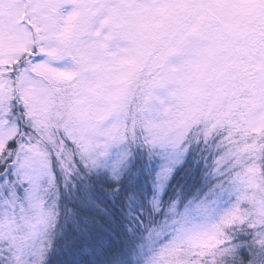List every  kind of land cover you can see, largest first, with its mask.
Returning a JSON list of instances; mask_svg holds the SVG:
<instances>
[{
  "label": "snow or ice",
  "instance_id": "snow-or-ice-1",
  "mask_svg": "<svg viewBox=\"0 0 264 264\" xmlns=\"http://www.w3.org/2000/svg\"><path fill=\"white\" fill-rule=\"evenodd\" d=\"M9 2L0 0V264H45L58 218L73 224L69 248L91 250L89 264H126L104 245L120 224L152 248L142 264L217 232L221 242L189 264H264V135L241 133L264 93V0H14L5 15ZM76 13L69 47L61 32ZM197 145L217 149L216 181L160 199ZM138 154L159 161L156 191L143 202L125 195L118 211L94 193L131 179Z\"/></svg>",
  "mask_w": 264,
  "mask_h": 264
},
{
  "label": "rangeland",
  "instance_id": "rangeland-1",
  "mask_svg": "<svg viewBox=\"0 0 264 264\" xmlns=\"http://www.w3.org/2000/svg\"><path fill=\"white\" fill-rule=\"evenodd\" d=\"M14 2V0H10L8 4H4L2 7V10L4 11L5 15H10L12 14L9 9L11 7V4ZM135 0H129V5L131 3H134ZM51 11H55L52 9ZM24 12L21 10L20 12V18H23ZM79 13L73 14L63 25L61 35L66 41L67 45L69 47H75V42L71 39L72 34L74 29L76 28V21L78 19ZM123 16L129 17V20L127 21L130 23L132 26L140 25V27H144V24L142 23V18L137 17L135 13L125 11L123 13ZM43 19L48 22L46 24V27L51 28L55 24V21L52 20V17L45 14ZM131 63V62H128ZM200 74L203 75V68L200 69ZM262 96H264V93L260 94L257 96V105L260 107V111L255 114L254 116V126L248 127L246 129H242L241 133L242 136H250L252 133H256L258 136L259 135H264V100H262ZM204 148V147H203ZM257 145L255 143V139L252 140L250 144H247L245 146V151L252 153L256 150ZM207 153L205 158L204 155H200V149L199 145L193 146L192 149L185 155L184 159L181 161V163L177 166L176 170L181 166L186 164V162H189L190 164L197 162V165H200V168H204L209 165L210 168L212 167L213 159H214V154L217 152V149L213 146H209L206 148ZM207 158V160H206ZM137 160L139 163L137 165H140L138 167V171L136 174L129 179L128 177H125V185L127 186V189L129 193H139L140 195L145 194L147 198V193L148 191L151 193H155L156 188L154 185V180L156 177V173L159 170V161H152L150 163L146 162L143 160V158L138 154ZM141 162V163H140ZM204 166V167H203ZM199 168V169H200ZM207 173H204V172ZM204 171L202 169V174L199 177L200 182L201 181L205 183H214L217 179V177L214 174L209 175V171L207 169ZM139 176H142V181L140 182V179L138 182L137 179ZM170 179V178H169ZM137 182V187H135V183ZM167 182V181H166ZM198 185V186H199ZM71 186L69 185L68 188H65L70 191ZM255 189H256V184L250 182L247 188V197L248 199H254L255 198ZM162 191V190H161ZM161 191L159 193H161ZM149 196V200L152 199L153 197ZM232 194L231 193H226L221 200L219 201L218 205V211L219 212H224L226 211L230 206L232 202ZM242 218V211L240 214L233 216L230 218L229 222H235ZM57 226V224L55 225ZM55 227L53 229L51 241H48L49 244H52L51 242L54 241L55 239V233H54ZM130 236V234H129ZM222 236L221 232H217L214 235H197V236H192L186 239H180L176 243L169 245L166 249L159 250L155 256H151L145 259L144 264H189V258L199 252L200 254H203L204 252L210 251L212 248L216 247L220 242V237ZM131 235V239H132ZM135 241L131 240V243L129 246L131 248L129 249V253H127L126 256L129 257V261L131 264H142V261L144 257L147 255L151 254L152 248L147 245V244H142V238L140 235L135 236ZM162 239H166L162 238ZM53 240V241H52ZM128 246V247H129ZM51 247V245H50ZM50 249V248H49ZM48 249V251H49ZM48 253V252H47Z\"/></svg>",
  "mask_w": 264,
  "mask_h": 264
},
{
  "label": "trees",
  "instance_id": "trees-1",
  "mask_svg": "<svg viewBox=\"0 0 264 264\" xmlns=\"http://www.w3.org/2000/svg\"><path fill=\"white\" fill-rule=\"evenodd\" d=\"M200 149V155H204V158L206 156L207 150L206 148H203L202 146H199ZM207 160V158H206ZM141 163V162H140ZM211 165L200 168V165H197V162H194L190 164L189 162H186V164L181 165L176 172L174 171L171 175L170 179L165 183V186L161 188V193H159V198L163 200L170 199L176 192L177 189H181L182 191L188 192L191 188H194L199 185L200 182V176L202 174V169L204 171L207 169L209 171V175L212 174V167ZM136 167H140V165H136ZM200 168V169H199ZM204 173H207L206 171ZM202 177V176H201ZM140 179V182L142 181V176H139L137 179ZM125 179H122L120 181L119 186L112 185L111 187L106 186L103 190V192H95L94 195L100 196V198L108 204H111L112 207L116 210H121L120 205L126 204V201L124 200L125 195H132L133 193H129L127 186L124 184ZM137 182L135 183V187H137ZM138 182V184L140 183ZM119 188V191L116 194H111L113 192L114 188ZM62 191L70 192V191L62 188ZM136 197L138 198V202H143L145 200H149V196L153 197V193L149 192L147 193V198L145 194L140 195L139 193H136ZM68 209H71L73 207L72 201L69 199L66 201ZM124 211H130L133 214H135V209L129 207H126L123 209ZM63 216V213H62ZM57 226H55V239L52 244L46 257H45V264H89V260L92 257V252L89 249L86 248H80V247H73L69 248L67 246L66 241L74 234V227L72 222L65 221L63 218H58L57 220ZM107 235L110 238V244L105 241L104 245L105 248H107L110 253L119 256L121 259L126 261V264H131L129 261V257L126 256L127 253H129V249L131 246L129 244L131 243V240L135 241V236L139 235L137 234H131L127 231L124 224H120L119 226L115 227V230H106ZM130 234V236H129ZM131 235L134 236L131 239ZM129 243V244H128ZM129 246V247H128ZM99 251V250H97Z\"/></svg>",
  "mask_w": 264,
  "mask_h": 264
}]
</instances>
